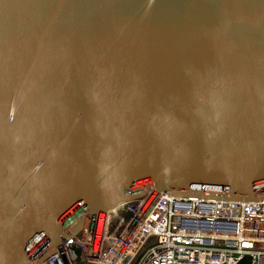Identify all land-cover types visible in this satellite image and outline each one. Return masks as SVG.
<instances>
[{"label":"water","instance_id":"95a60500","mask_svg":"<svg viewBox=\"0 0 264 264\" xmlns=\"http://www.w3.org/2000/svg\"><path fill=\"white\" fill-rule=\"evenodd\" d=\"M148 190L264 200V0H0V264Z\"/></svg>","mask_w":264,"mask_h":264},{"label":"built area","instance_id":"2783aa9c","mask_svg":"<svg viewBox=\"0 0 264 264\" xmlns=\"http://www.w3.org/2000/svg\"><path fill=\"white\" fill-rule=\"evenodd\" d=\"M126 212L120 217L118 211ZM83 227L38 264H264V200L235 202L148 190L83 212Z\"/></svg>","mask_w":264,"mask_h":264},{"label":"rangeland","instance_id":"374dc122","mask_svg":"<svg viewBox=\"0 0 264 264\" xmlns=\"http://www.w3.org/2000/svg\"><path fill=\"white\" fill-rule=\"evenodd\" d=\"M118 215H119L120 217H126V216H127L126 212L123 211V210L118 211Z\"/></svg>","mask_w":264,"mask_h":264},{"label":"trees","instance_id":"16d2710c","mask_svg":"<svg viewBox=\"0 0 264 264\" xmlns=\"http://www.w3.org/2000/svg\"><path fill=\"white\" fill-rule=\"evenodd\" d=\"M238 264H249V261H248V259H243Z\"/></svg>","mask_w":264,"mask_h":264}]
</instances>
